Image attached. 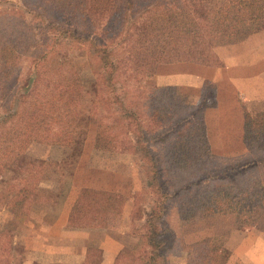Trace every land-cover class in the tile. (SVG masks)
Wrapping results in <instances>:
<instances>
[{
    "label": "trees",
    "instance_id": "trees-1",
    "mask_svg": "<svg viewBox=\"0 0 264 264\" xmlns=\"http://www.w3.org/2000/svg\"><path fill=\"white\" fill-rule=\"evenodd\" d=\"M36 1L45 7L46 14L56 11L85 19L83 27L90 34L95 32L90 19L106 21L115 5V0ZM121 5L123 14L119 19L113 16L112 20H107L110 25L120 19L123 21L122 27H117L119 34L116 36L120 35L115 44L117 50L103 45L95 37L84 43L87 44L89 63L92 58L96 60L95 73L102 76L103 89L111 91L105 98L101 97L103 91L98 92L97 104H102L103 109L111 108L118 121L125 126L123 133L126 137L128 135L127 143H123L112 127L97 120L94 149L128 152L131 148L143 162L149 161L148 165L142 166L149 186L154 183L151 187L152 206L147 214L146 231L141 236L145 248L139 259L143 264H161L160 237L149 224L164 214L167 202L185 187L163 188L159 178L162 169L146 144L148 138L138 129V125L141 128L139 118L145 119V125L158 128L159 133L167 131L159 141L162 144V162L168 171L196 175L191 179V185L203 179L210 181L207 189L186 197L180 203L177 214L182 223L233 214L240 226L261 230L264 225V112L247 113L243 117L242 143L253 156L250 163L236 170H226L220 177L211 176L213 155L206 136L204 109L189 113L192 107L177 103L176 90L172 87L150 91L146 93L144 106L129 108L125 106L126 98L120 97L124 94L119 95L114 89L112 77L118 70L120 57L127 60L132 78L137 82L145 74L155 72L159 64L190 62L218 65L208 38L232 34L237 29L264 20V0H123ZM58 24L51 20L47 27L54 31L62 27L65 33L72 36L71 30ZM109 32L105 30L106 34ZM115 32H110L109 36L115 37ZM11 50V46L1 44V68L7 79L14 64L9 63L11 57L7 58L5 54ZM44 53L46 49L37 55L35 60L39 62L34 63L29 80L20 87L14 109L6 112L0 119V125L4 127V124L10 123L5 132L9 138L62 146L66 149V158L75 160L81 153L84 139L76 134L85 93L83 81L70 61L61 62ZM43 65L47 68L44 69ZM125 144L130 146L128 151ZM19 158L20 167L14 179L5 181L8 174H13L14 163ZM51 165L54 162L0 149V185L6 184V190L10 191V203L21 210L29 207L39 181L49 171L53 177L48 178L59 184L62 174L57 173L61 170L55 172L51 170ZM119 198L111 192L81 188L70 209L68 225L74 228L103 226L105 211L118 208L122 202Z\"/></svg>",
    "mask_w": 264,
    "mask_h": 264
},
{
    "label": "rangeland",
    "instance_id": "rangeland-1",
    "mask_svg": "<svg viewBox=\"0 0 264 264\" xmlns=\"http://www.w3.org/2000/svg\"><path fill=\"white\" fill-rule=\"evenodd\" d=\"M122 1L123 0H115V5L110 9L108 21L112 20L113 16L119 19L123 14V8L121 7ZM44 8L36 0H0V119L6 112L14 109L19 90L21 91L20 87L29 80V73L34 63L39 62L35 59L37 55H41L43 50L46 49L45 55L61 62L70 61V63L75 66L80 75L81 82L83 81L82 86L85 92L83 94V101L80 105V118L76 129V134L84 137V146H82L81 153L79 152L80 154L75 160L66 158L64 163L62 162L60 165H55L54 163V165L50 167L51 170L55 172L60 169L61 171H59L57 175L61 173V182L65 183L66 181V184L62 188V195L65 197L61 198L60 206L57 203L55 209L58 212L67 208L68 196L65 195V191L71 189L73 185L77 188L80 187V185L105 187L107 184L111 186L112 184H116L119 186V190L122 189L124 193L129 195V200L134 201L133 208L129 209L130 216L132 217L130 218L133 219V226L128 229L129 232H127V234L129 233L130 236L135 237L134 239L122 238V242L126 245L127 250H124L122 255L119 256L118 264H143L139 257L142 258V252L145 248L144 240L141 236L142 233L146 231L144 228L146 224H143V222L141 224L138 223H140L147 214L146 209L144 210L143 207L147 204L148 206L150 205V207L152 206L151 187L154 183L151 182L149 186V183L146 181V171L142 166L143 164L148 165L149 161L147 162L145 160L143 162L131 148L129 149L130 146H128V144L124 145L125 150H130H127L128 152L124 150L109 152L94 149L95 133L98 124L97 120L103 121L107 127H112V131L118 135L119 139L121 136V141L123 143L124 141L127 143L126 138H128V135L126 137V133H123L125 126L121 124V121H118L117 116L111 111V108L103 109L102 104H97L98 92L103 91L101 97L105 98L111 91L107 88L103 89L102 76L95 73L97 68L95 66L96 60L92 58L90 59L91 64L89 63L88 48L87 44L84 43V41H87V39L89 40L90 37H95L98 38L103 45L113 47L117 50L115 44L120 37V35L116 36L119 34V28L117 27L119 25L122 27L123 21H120V19L116 24L110 25L107 23V20L103 21L101 18L90 19L95 31L93 34H90L86 32L85 27H83L85 19L80 18V16L78 18V16L73 17L70 14L63 15L56 11H51L46 14V9ZM51 20L57 24L59 23V26H65L67 29L71 30L72 36L65 33L62 27H58L59 30L57 29L55 31L48 29L47 23L51 22ZM250 26L257 28L264 27V20L250 24ZM105 30L111 33L116 31L115 37L114 35L113 37L109 36L110 32L106 34ZM223 36L228 37V34L220 35L218 41L229 39L223 38ZM210 38L211 37L208 39ZM212 43H215V41L213 40ZM1 44H7L12 48L11 52L5 54L7 58L8 56L11 57L9 63L14 64L8 79L4 76L1 68V54L3 55V53H1ZM13 56H15L14 61ZM119 63L118 70L112 77L114 89L117 93H120L119 95H121V93L124 94L120 97L126 98L125 106L129 108L134 105L137 107L144 106L147 101L145 97L146 93L151 90L142 83V80L143 78L151 76L152 73L145 74L142 80L137 82L132 78L127 60L120 57ZM43 67L44 69L47 68L45 65H43ZM107 76L108 75H105L104 77ZM205 89L209 90V86H206ZM208 96H203L201 100L197 102L199 104L198 107L197 105L194 106L189 113L214 106L216 103L215 97L207 98ZM94 105L96 109H94ZM112 107L114 108V106ZM93 110L96 112L93 113ZM248 114L253 115L255 113ZM139 116L141 117V115ZM220 118L224 119L225 117H215L212 118V120ZM139 120L141 121V124L139 122L141 128L138 125V129H141L142 135L148 138L146 144L154 152V157L158 160L160 169H162L159 178L162 181L163 188H167L168 186L170 189H174L185 185V187H182L172 198L174 199V204L180 199L181 193H184L182 191H186L185 188L187 187H196V190L197 188L207 189L209 187V179L200 180L193 186L191 185V179L196 175H188L187 173L182 175L181 173L168 171L166 169L167 167L162 162V144L159 141L160 138L166 135L167 131L159 133L160 130H158V128L145 125L146 122L144 118H139ZM125 123L127 124V122ZM9 124L10 123L4 124V127L0 125V149L12 150L21 156L29 155L30 146L28 140H17L6 136L5 132L6 129L10 127ZM62 148V150L54 148V152L51 151L52 155H55V157L59 154L64 155L66 149L64 147ZM33 150L35 151L36 149ZM56 150L60 152L58 151L57 153ZM215 150L220 151L222 149L215 148ZM38 153L43 154L41 150L37 148V154ZM116 154L118 156H116ZM145 157L148 160L147 155H145ZM245 157V161H247L248 159H252L253 156L247 153ZM233 161L234 160L226 161L217 156L212 158L210 164L211 176L220 177L225 172V168H233L234 166V170L239 169L240 167H236V164H232L234 163ZM20 162L21 160L19 158L16 163H14L13 174H8L5 181L10 182L14 179L15 173L20 167ZM50 173V171L47 173L46 178L53 177V175H49ZM186 184L190 185L186 186ZM47 185H54V188H56V186L59 187L61 184L47 182ZM6 189V184L0 185V264H21V260H23L25 256L29 258V207L21 210L10 203V191ZM49 200L50 197L45 196H36L33 201L30 200L29 204L34 203L33 205L36 210H39L37 211L40 214H36L33 210L35 214V217H33L34 219L38 220L42 218L43 212L41 209L45 212ZM120 205L121 204L118 205V208L112 209L113 212H111V210L108 212L105 211L104 218H102L103 223L109 228L111 225L112 231L118 234L123 231V228H125V230L128 228L126 226V223H128V210L124 212L122 209L119 210ZM165 207L166 210L164 214L149 224L152 231L157 232L160 237L159 252L161 256H163V259H160L162 260L161 264H227L231 261L228 259L229 248H227L228 246L225 244L223 238L234 224H236V227L240 226L235 221V216L233 214L224 215L227 216L228 219L215 218L216 216H213L190 223H182L178 218L177 212H175V208L169 205V201ZM53 216L51 209H47L45 212V221L53 218ZM106 216L108 217L106 218ZM184 224L186 225L183 226ZM66 226L67 228L64 230L59 227L55 230L53 229L50 234L55 233L52 236H58L60 234L64 238H74L77 243H80L86 240V235L89 230L95 231L91 234L94 235V238H96V236L100 237V232L96 235L95 229L103 227L96 226L94 230L89 227L74 228L68 225V220ZM1 241H3L4 244L1 243ZM234 241L236 242L237 240ZM128 243L129 247L131 246L132 248L128 249ZM77 254L79 253L60 255L66 262L77 264L79 261L78 257L76 258ZM87 264H89V262Z\"/></svg>",
    "mask_w": 264,
    "mask_h": 264
},
{
    "label": "crops",
    "instance_id": "crops-1",
    "mask_svg": "<svg viewBox=\"0 0 264 264\" xmlns=\"http://www.w3.org/2000/svg\"><path fill=\"white\" fill-rule=\"evenodd\" d=\"M218 37L220 35L208 39L211 49L219 61L218 65L205 66L190 62L159 64L151 76L143 78L142 83L151 91L159 87L174 88L176 90L175 101L182 105H188L192 109L196 105L198 107L197 102L203 96L215 97L214 106L205 108L203 112L210 151L213 158L217 156L226 161L234 160V163H231L241 168L247 166L252 160L245 161L248 152L242 143L243 117L247 113L264 112V27L257 28L249 25L234 31L232 36L231 33L228 34V37L223 36V38L229 39L218 41ZM213 40L215 43H212ZM206 86H209V90L205 89ZM223 116L224 119L212 120V118ZM29 146L30 158L54 162L59 165L65 161L66 152L57 157L51 153L54 148L62 150V146L38 144L33 141H29ZM37 148L43 154H37ZM215 148L222 150L216 151ZM56 151L58 153L59 150ZM116 156L118 155L116 154ZM231 168H225V171ZM234 168L233 166L232 169ZM47 182H53V179L46 177L41 179L34 196L30 200L33 201L36 196L50 197L45 212L47 209H51L54 216L45 221V212L41 209L42 218L36 220L33 218L35 217L33 210L40 215L39 210H36L34 203L29 204V258L25 256L21 260V264H70L60 255L67 253H79L76 255V258L79 259L77 264H87L88 262L89 264H118L119 256L124 250H127L122 238H135L129 233L127 234L128 229L133 226L129 209L133 208L134 201L129 200V195L124 193L122 189L119 190V186L116 184H112V186L107 184L105 187L80 185L77 188L73 185L71 189L65 191V195L68 196L67 208L57 212L56 204L58 203L60 206L61 198L65 197L62 195V188L66 181L65 183L60 182L61 185L56 186V188L54 185H47ZM83 187L111 192L122 198L119 210L122 209L123 212L128 210L127 230L123 228V231L118 234L112 231L111 225L109 228L103 223L102 228L89 227L93 230L96 228V235L100 232V237L94 238V235L91 234L95 231L89 230L86 240L80 243H77L74 238H64L60 234L52 236L55 234H50L53 229L59 227L64 230L67 228L69 209H71L78 191ZM185 189L186 191H182L184 193H181L180 199L175 204L173 203L174 199L169 201V205L175 208V212L186 197L205 190V188H197L196 190V187ZM149 207L148 204L143 207L147 214ZM111 212L113 211L111 210ZM147 214L138 224L142 222L146 224ZM215 218L228 219L224 215ZM230 229L223 238L227 248H229L228 259L231 260L227 264H264V225L261 230L247 226L236 227V224ZM129 248L132 247H129L128 243Z\"/></svg>",
    "mask_w": 264,
    "mask_h": 264
}]
</instances>
